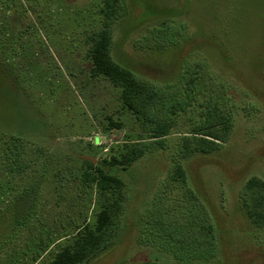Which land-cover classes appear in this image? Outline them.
<instances>
[{"label":"rangeland","instance_id":"374dc122","mask_svg":"<svg viewBox=\"0 0 264 264\" xmlns=\"http://www.w3.org/2000/svg\"><path fill=\"white\" fill-rule=\"evenodd\" d=\"M102 2L21 0L2 18L10 34L0 32V61L21 96L18 141L0 137V242L14 222L23 228L0 264H50L100 209L96 189L81 181L87 164L144 135L120 88L91 76L89 37L101 28ZM122 2L125 15L112 26L117 63L179 98L185 86H167L188 67L205 75L167 151L118 173L126 187L114 241L88 264H264V226L243 206L256 209L261 198L244 191L247 182H264V0ZM162 22L169 30L157 45ZM214 100L228 112V132L218 150L186 164L194 191L179 197L169 181L178 138ZM193 194L201 207H192ZM157 223L171 242L159 239ZM172 244L186 245L190 260Z\"/></svg>","mask_w":264,"mask_h":264},{"label":"trees","instance_id":"16d2710c","mask_svg":"<svg viewBox=\"0 0 264 264\" xmlns=\"http://www.w3.org/2000/svg\"><path fill=\"white\" fill-rule=\"evenodd\" d=\"M102 3L100 9L101 28L89 37L91 46L88 55L92 61L91 76L93 78L103 76L113 86L120 88L123 107L135 117L141 133L144 135L137 140L130 139L129 143L119 148L118 153H113L98 163L94 160L88 161L81 181L84 186L96 189L99 199H101L100 209L96 213L94 224L78 228L70 243L55 254L50 264H88L112 245L116 221L123 211L126 187L125 181L118 173L120 171L127 172L134 164L149 154L155 155L167 151L166 138L174 134L173 131L179 117L187 114L189 109L193 108L192 104L196 102L194 86L198 78L205 75L200 65H197L195 70L188 67L179 76L180 81L177 84L167 86L178 89L179 85H184V91L179 98L178 93H167L162 89L165 86H158L117 63L112 56V26L119 17L125 15L123 2L122 0H103ZM18 4L21 5V0H0V32L6 38L10 33L7 32L8 26L2 18H10L11 14L17 10ZM168 30L167 24L162 22L160 28L153 32L156 34L155 44L163 43ZM1 49L2 46H0V53ZM6 62L0 61V137L8 135L12 142H17L16 132L19 124L21 94L17 83L11 80L12 75L4 67ZM227 113V110L221 109L219 102L214 100L201 111L200 121L202 123L197 124L193 117H188L190 124L186 132L181 133L178 138L169 175L170 185L174 190H180L176 193L179 197L180 194L187 191H194L186 164L198 156L209 155L221 147L229 129ZM109 128L121 129L122 125L111 121ZM244 191H255L256 194L261 195L256 209H250L251 207L246 203H243V206L248 210L250 220L256 224L262 223L264 226V182L253 178L247 182ZM190 198L192 207L196 204L202 206L194 194ZM158 223L156 229L160 231L157 233L159 239L167 241L169 239L171 242L174 237H168L163 230L164 226ZM22 228V223H13L8 238L0 242V253L13 244ZM157 246L163 248L159 244ZM168 247L173 252L181 251L183 256L180 257V253L178 256L183 261L190 260L188 255L191 251L186 245H180L178 249L174 244Z\"/></svg>","mask_w":264,"mask_h":264}]
</instances>
